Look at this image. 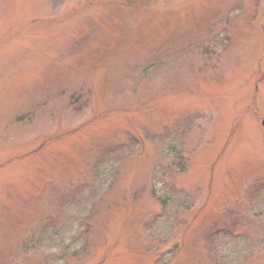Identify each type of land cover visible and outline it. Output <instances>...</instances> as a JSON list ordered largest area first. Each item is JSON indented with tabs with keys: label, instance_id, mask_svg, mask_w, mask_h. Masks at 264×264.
<instances>
[{
	"label": "rangeland",
	"instance_id": "1",
	"mask_svg": "<svg viewBox=\"0 0 264 264\" xmlns=\"http://www.w3.org/2000/svg\"><path fill=\"white\" fill-rule=\"evenodd\" d=\"M263 121L264 0H0V264H264Z\"/></svg>",
	"mask_w": 264,
	"mask_h": 264
},
{
	"label": "trees",
	"instance_id": "2",
	"mask_svg": "<svg viewBox=\"0 0 264 264\" xmlns=\"http://www.w3.org/2000/svg\"><path fill=\"white\" fill-rule=\"evenodd\" d=\"M177 158L180 160V165H181V170L182 171H185L186 170V164L187 163H185L186 162V157L185 156H182V155H180V154H177ZM94 172V171H93ZM91 176H93V174H91L89 177H91ZM159 200H160V198H159ZM55 223V222H54ZM54 223H52V224H54Z\"/></svg>",
	"mask_w": 264,
	"mask_h": 264
}]
</instances>
